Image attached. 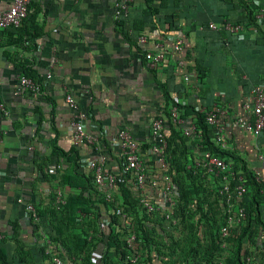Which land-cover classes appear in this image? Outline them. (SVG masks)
Returning a JSON list of instances; mask_svg holds the SVG:
<instances>
[{"label":"crops","instance_id":"0c3cea01","mask_svg":"<svg viewBox=\"0 0 264 264\" xmlns=\"http://www.w3.org/2000/svg\"><path fill=\"white\" fill-rule=\"evenodd\" d=\"M11 1L0 0V12ZM117 1L32 0L28 15L40 32L34 37L28 30L30 48L28 41L18 44L22 31L0 30V250L8 260L17 261L22 250L31 252L32 258L21 264H50L49 259L37 261L35 246L42 243L41 233L52 240H70V230L58 234L53 220L54 212L62 208L56 204L57 195L66 202L80 192L63 183L73 174L69 158L77 157L79 171L88 175V162L106 157L109 148L113 158L107 159L105 167L115 174L116 158L120 160L116 136L127 130L139 144L148 176L158 173L150 149V124L155 115L173 106L165 101L163 90L174 104L199 113L219 104L236 117L244 115L242 105L250 103L253 86H264V44L258 23H248L249 0H167L162 8L161 0H135L120 20L115 16ZM250 1L264 8V0ZM148 10L151 14L145 15ZM221 20L242 22L245 38L208 29V23ZM138 21L143 23L142 30L133 29ZM175 25L181 28L179 33L174 31ZM176 37L185 42L181 54L172 52ZM140 38L146 42L140 43ZM157 45L167 57L151 69L144 55ZM179 60L183 67H177ZM22 64L39 76L42 95L20 86ZM49 72L51 78L46 79ZM67 93L76 100L85 115V130L98 144L70 143L72 112L64 101ZM193 122L192 115L182 119L184 127ZM166 135L168 140V125ZM226 140L228 149L224 151L241 158L249 168L264 171L259 159H264V132L255 137L230 128ZM189 152L197 157L196 147ZM108 193V189L94 186L92 198ZM132 193L137 194L134 189ZM144 193L155 204L164 205L161 192L148 183ZM27 202L40 209L38 223L25 215L23 204ZM51 243L64 264H72L60 241Z\"/></svg>","mask_w":264,"mask_h":264},{"label":"trees","instance_id":"16d2710c","mask_svg":"<svg viewBox=\"0 0 264 264\" xmlns=\"http://www.w3.org/2000/svg\"><path fill=\"white\" fill-rule=\"evenodd\" d=\"M248 2L246 7L248 23L254 24L256 22L255 14L257 10L262 7L254 5L250 0ZM165 6H167V0H161L160 8ZM146 14H151V11L148 10L145 12V15ZM29 16L30 14L19 28H7L5 31H22L23 34H20V36H22V41L18 42V44L23 46L28 41V46L30 48L29 44L32 42L27 38L29 33L28 30L33 31V36L35 37L40 32V29L35 23L33 24ZM233 23L243 25L242 22ZM133 29L142 30V21H138V24H134ZM173 29L180 30L181 28L175 25ZM259 32L264 44V32L260 29ZM221 33H223L224 36L227 34L225 32ZM21 73L24 77L33 80L37 84L39 90L36 94L42 95L43 88L40 80H38L39 76L37 73L24 64L21 65ZM163 95L167 104L175 105L168 93L164 90ZM177 108L181 119H185L190 115L194 117L199 136L197 139L193 140L182 136L181 131L167 118L170 131L166 151L167 164L169 165L168 174L171 180L174 175H183L188 181L187 190H191L190 193L195 195L197 207L200 212L199 222L202 221L207 226L206 246L203 249L202 259L205 264H213L215 258H217L221 252L226 251V264H246V258L248 255H252L250 254V249H252L251 244L255 241L259 233H262L264 237V180L257 181L254 173L241 158L236 157L231 152L221 150L215 144L213 140V129L207 125L202 113L196 112L192 107L177 105ZM164 114H166V110ZM193 143L196 149L207 150L231 164V170L236 178L233 181L232 189L239 183L237 180L238 176L243 178L245 193L241 200L238 198H235V200L244 208L245 218L237 228L230 232L229 237L226 238L227 247L225 249L222 248L223 241L220 239V228L225 223V216L222 222H217L210 218L200 205L201 198L197 192L200 184L199 170L197 171L194 158H192L189 152L191 149H194ZM190 145L192 148L189 150ZM70 154L74 153L70 152ZM105 158L106 161L108 158H113L109 148H107ZM70 161L74 165L73 174L65 177L63 183L71 189H80V192L77 195L73 194L67 198L64 206L57 212H54L55 217L53 220L55 221L56 219V223L58 224L57 227L54 226L56 232L61 235L63 229L70 230L71 238L70 240H67L66 237H63V240H58L56 238L52 240L50 237H47L51 242L60 241L61 244H59V246L61 245V247H67L66 244L69 242V251L77 255H82V264H128L127 257L132 252V249L127 246L125 240H122L124 231L119 228L121 226L119 218L123 214L126 220H131L136 226L135 228L138 232V236L143 240L145 246H149L151 240L146 231L145 223L151 222L150 218L152 216L146 214L140 208L138 197L132 193L123 177L120 175L121 160H119V157L116 158L118 171L115 173L117 177L115 190L120 202L119 207H114L105 197L92 198V192L95 186L93 176L91 174H83L81 172L82 170L79 171L77 157L74 159L69 158V162ZM178 189L180 188L178 187ZM34 206L38 216L42 217L40 209L36 205ZM177 210L178 207L176 212ZM81 219H83L85 223L79 224V220ZM103 220L108 222L107 227L104 230L97 229L98 225ZM93 226L96 231L88 238L89 230H91ZM37 228L38 226L34 227V229ZM39 238L41 239L40 236ZM35 248L36 256H39L40 259H37V261L41 262L44 259H49V256L45 254V244L37 243ZM262 250L264 249L261 248L260 253ZM30 253L29 251L21 250L18 255L19 258L16 261L8 260L7 256L0 250V264H21V262H27L25 258H28V260L32 258ZM261 257L264 264V255Z\"/></svg>","mask_w":264,"mask_h":264},{"label":"built area","instance_id":"2783aa9c","mask_svg":"<svg viewBox=\"0 0 264 264\" xmlns=\"http://www.w3.org/2000/svg\"><path fill=\"white\" fill-rule=\"evenodd\" d=\"M32 0H12L9 8L6 11L0 12V30L3 31L7 28H19L23 21L27 18L29 13V5ZM135 0H118L115 4V16L118 20L127 16L130 6ZM255 1V0H252ZM258 28L264 32V8H259L255 16ZM211 31L225 32L232 36H236L238 39L243 40L245 38V26L242 24H234L229 21L223 20L220 23L210 22L207 25ZM175 32H180L179 29H174ZM140 43H145L144 38L139 39ZM184 40L182 37H176L172 46V52L175 54H181L184 49ZM167 57V53L162 46L157 45L154 50L145 52L144 58L146 64L151 69H156L162 64ZM177 67H183V61L179 60L176 63ZM51 78V73L46 75V79ZM246 78V76H245ZM186 81L187 77L184 78ZM20 86L29 92L36 93L39 90L37 84L24 76L20 78ZM251 101L242 105L244 115L233 117L229 114V110L226 106L216 104L209 109H203L200 113L204 115V120L209 127L213 129V140L215 144L221 149L226 150L227 140L226 133L230 128H237L251 133L253 136L258 137L264 131V86L256 85L250 91ZM65 104L72 112V116L69 123V133L71 134V144H89L96 145L98 140L96 137L86 132L84 126L85 115L80 112L76 100L70 94H66L64 98ZM4 112V108L1 107ZM178 129L180 128L181 134L184 137L190 139H197L199 136L198 129L195 122L188 127H184L182 119L180 118L177 104L171 106L166 114L164 111L155 115L151 120L150 133L153 143L150 147L152 154L155 157V163L158 167V173L154 177L148 176V168L145 165L143 156L139 147V144L135 141L134 137L127 130H120L116 136V142L120 148V175L123 177L127 186L129 184L134 186L138 197L140 208L150 216H160L164 223L170 227L177 225V219L175 217V211L177 209V202L175 201L173 184L171 177L168 174L167 164V135L166 127L168 119ZM1 138V132H0ZM197 157L194 158L195 167L203 170V173L212 175L218 182V193L230 206H234V199L241 200L245 193V187L243 185V178L238 176V184L232 189L233 181L236 179L234 173L231 170V164L227 163L225 159L219 156L213 155L207 150H200L197 148ZM264 162L263 157L259 158ZM106 158L101 156L96 160L88 162V168L93 176L94 185L98 188L104 187L109 190L108 195L105 197L110 200V193L115 190L117 177L116 174L105 167ZM256 176L257 181H262L264 171L256 168H250ZM152 189H157L164 197V205L159 206L151 201V199L145 195L144 188L146 184ZM132 189V190H133ZM131 190V191H132ZM56 204L58 206H64V198L58 194ZM20 203L22 201L20 200ZM237 202V210L234 212L231 209H227L225 223L220 228V239L223 241L222 248H226V238L232 230L237 228L245 218V211L242 206ZM25 215L28 219L34 223L40 221V217L37 214L35 206L30 203H24ZM125 217V215H123ZM108 225L106 220H103L99 225V230H104ZM1 238V236H0ZM42 243L45 244V254L49 256L50 264H64L63 260L57 253H54L52 243L50 239L41 233ZM134 237L125 239L127 246L131 247V242ZM253 256L248 255L246 258V264H254ZM128 264H139V257L133 255V253L127 257ZM227 254L226 251L221 252L220 255L215 258L213 264H226Z\"/></svg>","mask_w":264,"mask_h":264},{"label":"rangeland","instance_id":"374dc122","mask_svg":"<svg viewBox=\"0 0 264 264\" xmlns=\"http://www.w3.org/2000/svg\"><path fill=\"white\" fill-rule=\"evenodd\" d=\"M169 166V165H168ZM199 170V187L198 194L201 198V206L205 213L217 222H222L226 217L227 209L235 212L237 210V202L234 199V206H230L218 193V182L210 174H204L203 170ZM175 201L178 210L175 211L177 225L168 226L163 222L160 216L151 217V222L145 223V228L151 240L149 246H145L143 240L138 236L136 226L130 220H126L123 214L120 216V227L124 233L122 240L134 237L131 242L133 255L139 257V264H205L202 259L203 249L206 246L207 226L204 222H199L200 212L197 207L195 195L187 190L188 181L183 175H174L172 177ZM180 189H178V187ZM114 207H119L120 202L116 190L110 193V200ZM96 231L94 227L89 230L88 238ZM122 233V232H121ZM221 235V234H220ZM69 242L67 247H61L67 250L68 261L72 264H82V255L74 254L69 251ZM264 237L259 233L255 241L251 244V256H254V264H263L260 249H264ZM54 245V244H53ZM65 245V246H66ZM56 248V246L54 245Z\"/></svg>","mask_w":264,"mask_h":264}]
</instances>
